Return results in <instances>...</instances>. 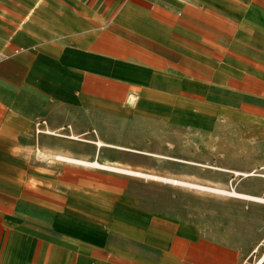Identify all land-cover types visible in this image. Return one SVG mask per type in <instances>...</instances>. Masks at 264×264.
Returning a JSON list of instances; mask_svg holds the SVG:
<instances>
[{"label": "crops", "instance_id": "obj_1", "mask_svg": "<svg viewBox=\"0 0 264 264\" xmlns=\"http://www.w3.org/2000/svg\"><path fill=\"white\" fill-rule=\"evenodd\" d=\"M157 109L181 123L264 126V0H0V264H241L262 253L264 217L238 213L232 196L207 198L211 212L202 196L180 212L153 194L145 203L154 182L121 170L160 175L135 169L146 150L92 133L110 112ZM241 188L264 198V187Z\"/></svg>", "mask_w": 264, "mask_h": 264}, {"label": "rangeland", "instance_id": "obj_2", "mask_svg": "<svg viewBox=\"0 0 264 264\" xmlns=\"http://www.w3.org/2000/svg\"><path fill=\"white\" fill-rule=\"evenodd\" d=\"M156 112L157 116H150L147 112L141 111L140 113L137 111L128 113L126 110L122 115L110 112V123L93 127L92 133L104 135L114 143L146 150L139 160L141 167L135 169L160 174L158 176L166 175L229 189L121 170L115 167L109 168L134 175L135 173L143 174H136L140 178L149 177L148 179L154 182V187L143 189L140 194L145 203H148L149 195H155V201H152V204L158 208L168 207L180 212L182 205L188 201L189 206L196 207L197 198L202 196L206 198V211L211 212L214 207L212 203L207 204V198L232 196L237 201L236 211L238 213L245 211L248 213L247 218H250L251 213L256 212L259 217H264V206L248 209V206L241 203L242 197L212 191L215 189L241 194L237 191H242V186L257 190L264 187V126L260 127L250 119L239 116L233 118L222 116L221 122L214 125L200 123L202 119L198 121L194 118H188V123H181L180 117L173 118L171 121L165 118L163 109H157ZM40 155L43 156V153ZM57 156L86 162L78 158L58 154ZM43 158L47 162L48 159H52V156L49 157L45 153ZM91 163L102 165L96 161ZM216 165L221 167L218 168ZM224 166L245 170V172L253 171V173L235 174L232 170L227 171ZM219 210L226 213L228 205H222ZM242 234L253 235V232L251 229L241 230ZM261 249L263 248H257L248 260L245 259L241 264H264L260 263L264 255Z\"/></svg>", "mask_w": 264, "mask_h": 264}, {"label": "bare ground", "instance_id": "obj_3", "mask_svg": "<svg viewBox=\"0 0 264 264\" xmlns=\"http://www.w3.org/2000/svg\"><path fill=\"white\" fill-rule=\"evenodd\" d=\"M93 164V163H92ZM96 164V163H95ZM135 174H138V175H143V174H139V173H135ZM198 188H203L201 186H197ZM208 188V187H207ZM212 191H216V192H222V193H227V194H231V195H235V196H242V197H245V198H253L255 200H260V201H264V198H260V197H254V196H250V195H243V194H238V193H235V192H228V191H219V190H215V189H212ZM264 258V255L261 257V260ZM260 260V261H261Z\"/></svg>", "mask_w": 264, "mask_h": 264}]
</instances>
